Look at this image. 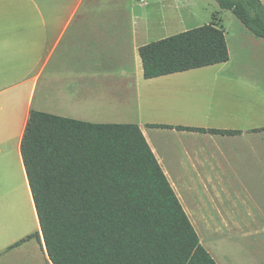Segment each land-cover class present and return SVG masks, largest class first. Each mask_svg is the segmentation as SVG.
<instances>
[{"label": "crops", "instance_id": "1", "mask_svg": "<svg viewBox=\"0 0 264 264\" xmlns=\"http://www.w3.org/2000/svg\"><path fill=\"white\" fill-rule=\"evenodd\" d=\"M149 5L140 0H0V264H27L35 261L34 253L50 264L21 154L32 109L90 122H118L127 121L132 108L182 199L181 187L169 176L168 159L174 160L175 169L191 170L211 169L201 165L210 158L185 149L168 158L145 125L199 126L195 121L229 115L228 92L235 86L256 84L264 92L261 80L250 82L239 75L247 67L229 65L232 48L223 24L219 26L226 32L227 62L146 78L139 48L156 40L155 24L167 22V16L155 22ZM253 129L250 136L261 132ZM33 231L39 232V239L9 248ZM24 248L32 259L4 260Z\"/></svg>", "mask_w": 264, "mask_h": 264}, {"label": "trees", "instance_id": "2", "mask_svg": "<svg viewBox=\"0 0 264 264\" xmlns=\"http://www.w3.org/2000/svg\"><path fill=\"white\" fill-rule=\"evenodd\" d=\"M216 1L264 38V0ZM139 52L146 78L230 59L226 32L213 21L153 40ZM148 127L243 132L167 123ZM21 154L50 264H219L138 123L90 122L32 109ZM34 237L40 238L38 231L9 248Z\"/></svg>", "mask_w": 264, "mask_h": 264}, {"label": "rangeland", "instance_id": "3", "mask_svg": "<svg viewBox=\"0 0 264 264\" xmlns=\"http://www.w3.org/2000/svg\"><path fill=\"white\" fill-rule=\"evenodd\" d=\"M145 1L150 3L149 16L155 22L167 16V22L155 24L156 40L212 21L223 24L232 48L229 65L247 67L240 71V76L264 83V43L257 42L260 38L232 10L222 9L216 0ZM255 86L239 85L229 90L228 116L194 123L201 127L242 129V135H212L145 125L168 158L184 149L210 158L201 165L212 166L211 169L191 170L175 169L176 163L170 158L169 176L181 187L184 203L180 200L187 207L202 244L219 264H264V131L249 135L252 128L264 127V92ZM130 110L129 119L118 122H135V112ZM30 217L33 218L31 212ZM4 258L15 263L32 259L30 250L25 248ZM34 259L27 264H49L40 253H34Z\"/></svg>", "mask_w": 264, "mask_h": 264}, {"label": "built area", "instance_id": "4", "mask_svg": "<svg viewBox=\"0 0 264 264\" xmlns=\"http://www.w3.org/2000/svg\"><path fill=\"white\" fill-rule=\"evenodd\" d=\"M140 1H145V0H140Z\"/></svg>", "mask_w": 264, "mask_h": 264}, {"label": "bare ground", "instance_id": "5", "mask_svg": "<svg viewBox=\"0 0 264 264\" xmlns=\"http://www.w3.org/2000/svg\"><path fill=\"white\" fill-rule=\"evenodd\" d=\"M169 174H170V172H169ZM182 197V196H181Z\"/></svg>", "mask_w": 264, "mask_h": 264}]
</instances>
